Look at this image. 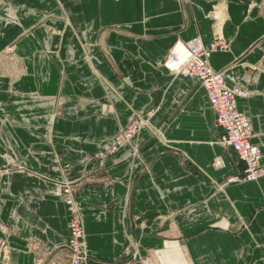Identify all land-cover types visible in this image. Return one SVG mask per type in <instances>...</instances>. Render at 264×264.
Wrapping results in <instances>:
<instances>
[{
    "label": "crops",
    "instance_id": "1",
    "mask_svg": "<svg viewBox=\"0 0 264 264\" xmlns=\"http://www.w3.org/2000/svg\"><path fill=\"white\" fill-rule=\"evenodd\" d=\"M217 10L229 48L208 62L249 92L237 109L264 162V0H0L5 264L66 254L63 179L87 264H264V177L224 184L244 163L215 143L199 82L162 66L177 41L211 43ZM134 120L128 147L91 159Z\"/></svg>",
    "mask_w": 264,
    "mask_h": 264
},
{
    "label": "built area",
    "instance_id": "2",
    "mask_svg": "<svg viewBox=\"0 0 264 264\" xmlns=\"http://www.w3.org/2000/svg\"><path fill=\"white\" fill-rule=\"evenodd\" d=\"M212 18L215 21L214 33L213 40L208 46L203 45L200 38L187 42L177 41L169 50L162 65L174 76H184L199 82L215 114L216 125L223 130V134L215 143L222 148L233 149L239 160L244 163L243 174L227 178L224 184L257 181L264 177L262 153L257 145L251 143L252 130L249 119L237 109V100L246 98L249 92L237 85L229 86L224 72L213 70L209 65L211 53L227 51L229 48V44L221 35L220 22L213 14ZM180 44L183 49L177 51ZM144 125L141 120L132 121L93 157L102 159L116 155L130 145ZM71 186V182H62L54 188L55 195L63 197L68 211L69 239L66 248L70 255L67 264H86L87 254L80 209L73 198Z\"/></svg>",
    "mask_w": 264,
    "mask_h": 264
},
{
    "label": "rangeland",
    "instance_id": "3",
    "mask_svg": "<svg viewBox=\"0 0 264 264\" xmlns=\"http://www.w3.org/2000/svg\"><path fill=\"white\" fill-rule=\"evenodd\" d=\"M218 13V14H215V13ZM211 16H212V13H211ZM213 16H214V18H216L217 20H218V22H220L221 21V13H220V11L219 10H217V11H213ZM175 44V43H174ZM173 44V45H174ZM172 45V46H173ZM171 49V48H170ZM168 55V54H167ZM167 57V56H166ZM163 66V65H162ZM110 142V141H109ZM104 147V145L101 147V148H103ZM100 148V149H101ZM99 149V150H100ZM98 150V151H99ZM96 154V153H95ZM94 154V155H95ZM93 155V156H94ZM106 157H108V156H106ZM106 157H104V158H106ZM104 158H102V159H104ZM91 159H96V158H91ZM102 159H96V160H102ZM217 163V162H216ZM62 182H67V183H69V182H71V184H72V186H71V189H72V194H73V198H74V200H75V202L77 203V205H78V207H79V209H80V206H79V204H78V202H77V200H76V190L74 189V183H73V181H71V180H67V179H63V180H59V181H54V188H55V186L56 185H59V184H61ZM55 194V193H54ZM56 196V195H55ZM57 198H59L63 203H64V205H65V202H64V199H63V197H58V196H56ZM65 208H66V206H65ZM66 211H67V208H66ZM67 213H68V211H67ZM80 217H81V221H82V225H83V231H84V224H83V219H82V214H81V209H80ZM68 235H69V229H68ZM68 239H69V236H68ZM84 243H85V250H86V242H85V234H84ZM67 244H68V242H67ZM67 244H66V247H67ZM135 244V243H134ZM9 250H10V248H9V246H8V243L6 242V240H0V260H1V262H3L4 264L6 263V261L7 260H9ZM135 252V251H134ZM133 252V253H134ZM86 254H87V250H86ZM69 252H68V250H67V252H66V254L63 256V257H60V258H62L61 260H59V259H57V260H55L54 262H49V264H67L68 263V261H69ZM87 261H88V254H87ZM86 264H87V262H86Z\"/></svg>",
    "mask_w": 264,
    "mask_h": 264
},
{
    "label": "bare ground",
    "instance_id": "4",
    "mask_svg": "<svg viewBox=\"0 0 264 264\" xmlns=\"http://www.w3.org/2000/svg\"><path fill=\"white\" fill-rule=\"evenodd\" d=\"M216 14H218L217 12H216ZM180 42V41H179ZM183 49V46H182V44H180L178 47H177V51H181ZM165 69V68H164Z\"/></svg>",
    "mask_w": 264,
    "mask_h": 264
}]
</instances>
